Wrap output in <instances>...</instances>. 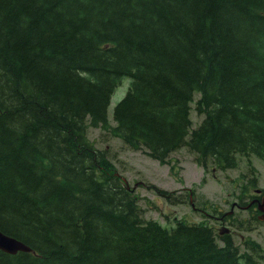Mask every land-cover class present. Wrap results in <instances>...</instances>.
Returning <instances> with one entry per match:
<instances>
[{
	"label": "trees",
	"instance_id": "obj_1",
	"mask_svg": "<svg viewBox=\"0 0 264 264\" xmlns=\"http://www.w3.org/2000/svg\"><path fill=\"white\" fill-rule=\"evenodd\" d=\"M91 127L161 164L264 162V0H0V230L33 250L0 264H264L251 239L146 219Z\"/></svg>",
	"mask_w": 264,
	"mask_h": 264
},
{
	"label": "rangeland",
	"instance_id": "obj_2",
	"mask_svg": "<svg viewBox=\"0 0 264 264\" xmlns=\"http://www.w3.org/2000/svg\"><path fill=\"white\" fill-rule=\"evenodd\" d=\"M130 83L131 79H125L113 96L108 112L112 127L116 126L115 107L127 93ZM195 97L199 98V94ZM193 112V128H197L203 117ZM88 138L98 149L108 151L118 175L139 197L138 203L146 219L157 220L168 228L176 227L179 222L204 224L217 232L225 228L242 251H245L243 241L249 238L264 249L261 213L257 209L254 212L241 209L236 204L241 203L244 191L247 196L242 206L251 202L250 196H256L257 189L264 190V163L257 157H240L235 169L222 171L210 163L206 170L196 163L195 156L186 148L174 153L167 163L160 164L125 145L111 131L91 127ZM255 178L258 180L256 185ZM154 188L173 193L182 203L168 202L157 196Z\"/></svg>",
	"mask_w": 264,
	"mask_h": 264
},
{
	"label": "water",
	"instance_id": "obj_3",
	"mask_svg": "<svg viewBox=\"0 0 264 264\" xmlns=\"http://www.w3.org/2000/svg\"><path fill=\"white\" fill-rule=\"evenodd\" d=\"M259 192L260 191H258V193ZM259 210L263 213L260 219L264 220V195L259 204ZM228 232H229L228 230H223L221 231V234ZM0 251H4L6 253L16 255L19 252H31L33 250L28 246H26L24 243L20 242L19 240L10 237L0 231Z\"/></svg>",
	"mask_w": 264,
	"mask_h": 264
},
{
	"label": "flooded vegetation",
	"instance_id": "obj_4",
	"mask_svg": "<svg viewBox=\"0 0 264 264\" xmlns=\"http://www.w3.org/2000/svg\"><path fill=\"white\" fill-rule=\"evenodd\" d=\"M255 204H256V206H258V204H257V203H255ZM253 206H254L253 208H255V209H256V206H255V205H253ZM243 208H247V210H249L248 208H250V207H248V206H247V207H243ZM255 209H253V210H252V212L256 211Z\"/></svg>",
	"mask_w": 264,
	"mask_h": 264
},
{
	"label": "bare ground",
	"instance_id": "obj_5",
	"mask_svg": "<svg viewBox=\"0 0 264 264\" xmlns=\"http://www.w3.org/2000/svg\"><path fill=\"white\" fill-rule=\"evenodd\" d=\"M169 195V194H168Z\"/></svg>",
	"mask_w": 264,
	"mask_h": 264
}]
</instances>
